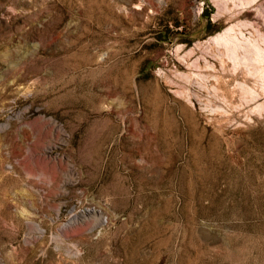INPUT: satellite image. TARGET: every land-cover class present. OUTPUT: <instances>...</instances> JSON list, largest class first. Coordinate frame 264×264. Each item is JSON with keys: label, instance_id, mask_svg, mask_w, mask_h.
Here are the masks:
<instances>
[{"label": "rangeland", "instance_id": "1", "mask_svg": "<svg viewBox=\"0 0 264 264\" xmlns=\"http://www.w3.org/2000/svg\"><path fill=\"white\" fill-rule=\"evenodd\" d=\"M263 37L264 0H0V264H264Z\"/></svg>", "mask_w": 264, "mask_h": 264}, {"label": "bare ground", "instance_id": "2", "mask_svg": "<svg viewBox=\"0 0 264 264\" xmlns=\"http://www.w3.org/2000/svg\"><path fill=\"white\" fill-rule=\"evenodd\" d=\"M263 38H264V37H263ZM230 40H231V39H230ZM262 40H263V39H262ZM262 40H261V41H262ZM227 41H228V40H227ZM227 41L224 42V48H226V45H228V44H227V43H228ZM232 41H233V40H232ZM236 42H237V40H236ZM244 42H245V41H244ZM230 43H231V42H229V45H230ZM242 44H243V42H242ZM246 44H247V43H246ZM250 44H251V43H250ZM237 45H238V44H237ZM231 46H232V45H231ZM240 46L242 47V45H240ZM244 46H245V45H244ZM253 46H254V45H253ZM248 48H249V47H248ZM227 49H228V48H227ZM227 49H226V51H227ZM229 49H230V48H229ZM239 49H240V48H239ZM243 49H245V48H243ZM243 49H242V50H243ZM224 50H225V49H224ZM245 50H246V49H245ZM245 50H244V51H245ZM263 50H264V49H263ZM247 51H248V50H247ZM263 52H264V51H263ZM259 53H260V52H259ZM228 54H229V53H228ZM256 54H258L257 51H256L255 55H256ZM258 56H259V55H258ZM263 56H264V55H263ZM255 57H256V56H255ZM245 58H246V57H245ZM258 58H259V57H258ZM261 59H262V60H261ZM261 59H260V60L264 62V57L261 58ZM261 61H259V62H261ZM257 63H258V62H257ZM257 78H258V77H257ZM260 78H261V77H260ZM263 78H264V77H263ZM258 79H259V78H258Z\"/></svg>", "mask_w": 264, "mask_h": 264}, {"label": "trees", "instance_id": "3", "mask_svg": "<svg viewBox=\"0 0 264 264\" xmlns=\"http://www.w3.org/2000/svg\"><path fill=\"white\" fill-rule=\"evenodd\" d=\"M207 23L209 24V21H207Z\"/></svg>", "mask_w": 264, "mask_h": 264}]
</instances>
